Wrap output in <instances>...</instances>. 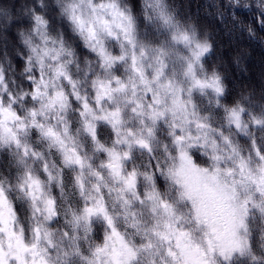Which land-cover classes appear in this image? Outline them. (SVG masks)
Returning <instances> with one entry per match:
<instances>
[{
  "label": "snow or ice",
  "instance_id": "obj_1",
  "mask_svg": "<svg viewBox=\"0 0 264 264\" xmlns=\"http://www.w3.org/2000/svg\"><path fill=\"white\" fill-rule=\"evenodd\" d=\"M210 7L264 43V0ZM0 17V264H264V86L205 25L172 0Z\"/></svg>",
  "mask_w": 264,
  "mask_h": 264
},
{
  "label": "trees",
  "instance_id": "obj_2",
  "mask_svg": "<svg viewBox=\"0 0 264 264\" xmlns=\"http://www.w3.org/2000/svg\"><path fill=\"white\" fill-rule=\"evenodd\" d=\"M14 2L15 0H0V11L5 8L11 11ZM172 2L182 13L197 18L213 34L217 47L216 55L223 57L229 82L235 85L237 90L260 89L264 86V43L260 40H250L246 33L234 32L229 35L227 26L211 14L214 11L210 7L212 0H172ZM246 20L251 23V17L246 16ZM0 23H3L2 17ZM15 31L16 29L12 28L6 33L9 42ZM260 35L264 36V32Z\"/></svg>",
  "mask_w": 264,
  "mask_h": 264
}]
</instances>
